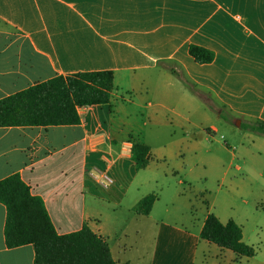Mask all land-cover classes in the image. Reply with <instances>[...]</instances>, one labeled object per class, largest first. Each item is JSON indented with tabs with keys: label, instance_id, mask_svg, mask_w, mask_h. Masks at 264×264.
Wrapping results in <instances>:
<instances>
[{
	"label": "crops",
	"instance_id": "0c3cea01",
	"mask_svg": "<svg viewBox=\"0 0 264 264\" xmlns=\"http://www.w3.org/2000/svg\"><path fill=\"white\" fill-rule=\"evenodd\" d=\"M193 44L215 61L197 64ZM104 71L114 73L111 101L79 109V125L0 128V181L19 174L60 235L87 224L118 264H236V254L200 237L213 211L185 185L190 149L162 140L176 129L188 139L217 134L208 123L228 126L223 113L264 121V0H0V100ZM134 144L150 148L143 170ZM200 148L193 169L203 166ZM161 182L177 186L173 204L159 211L158 197L138 215L145 185ZM6 219L0 202V264H34V246L7 247Z\"/></svg>",
	"mask_w": 264,
	"mask_h": 264
},
{
	"label": "trees",
	"instance_id": "16d2710c",
	"mask_svg": "<svg viewBox=\"0 0 264 264\" xmlns=\"http://www.w3.org/2000/svg\"><path fill=\"white\" fill-rule=\"evenodd\" d=\"M190 56L199 65L212 64L214 51L191 45ZM115 87L112 71L59 76L0 100V128L75 126L81 123L79 109L108 105ZM228 122L233 118L226 113ZM244 129L264 136V121L244 124ZM150 148L134 144L132 157L138 170L147 168ZM157 196L148 195L135 207L141 216L151 213ZM0 202L7 209L5 240L9 249L32 245L34 264H118L107 240L87 224L79 231L60 235L43 199L33 195L19 174L0 181ZM202 240L229 250L241 258H253L254 247L243 240V229L235 221L222 223L209 214L201 231Z\"/></svg>",
	"mask_w": 264,
	"mask_h": 264
},
{
	"label": "rangeland",
	"instance_id": "374dc122",
	"mask_svg": "<svg viewBox=\"0 0 264 264\" xmlns=\"http://www.w3.org/2000/svg\"><path fill=\"white\" fill-rule=\"evenodd\" d=\"M208 102L218 113L219 109ZM220 122L221 119L212 116L208 123V128L211 125L219 128L217 134L203 133L197 138L196 134H191L188 139L186 133L176 129L173 138L169 139L166 134L162 143L168 145L169 140L179 142L184 139V147L190 149L185 151V158L192 164L188 166L189 177L183 179L192 197L198 198L201 206L212 207L213 214L218 213L223 220H233L243 228L245 241L254 247L256 255L236 264H264V136L244 129L248 122L240 116L233 118L228 126ZM189 129L193 131V127ZM198 143L201 148L196 156L204 161L203 166L193 169L194 147ZM169 165L172 167V161ZM147 180L145 178V182ZM175 189L174 183H165L153 187L145 185L144 192L159 197L157 209L164 211L173 204Z\"/></svg>",
	"mask_w": 264,
	"mask_h": 264
},
{
	"label": "built area",
	"instance_id": "2783aa9c",
	"mask_svg": "<svg viewBox=\"0 0 264 264\" xmlns=\"http://www.w3.org/2000/svg\"><path fill=\"white\" fill-rule=\"evenodd\" d=\"M104 179L106 180L107 184L112 183V180L109 177L105 176Z\"/></svg>",
	"mask_w": 264,
	"mask_h": 264
},
{
	"label": "water",
	"instance_id": "95a60500",
	"mask_svg": "<svg viewBox=\"0 0 264 264\" xmlns=\"http://www.w3.org/2000/svg\"><path fill=\"white\" fill-rule=\"evenodd\" d=\"M237 125H238V126L240 125V121L237 122Z\"/></svg>",
	"mask_w": 264,
	"mask_h": 264
}]
</instances>
